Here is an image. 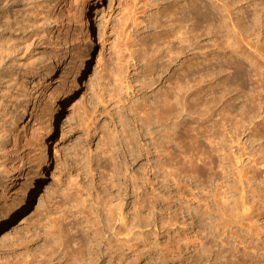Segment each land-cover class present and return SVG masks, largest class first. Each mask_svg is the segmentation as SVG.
Returning <instances> with one entry per match:
<instances>
[{
    "label": "rangeland",
    "instance_id": "obj_1",
    "mask_svg": "<svg viewBox=\"0 0 264 264\" xmlns=\"http://www.w3.org/2000/svg\"><path fill=\"white\" fill-rule=\"evenodd\" d=\"M13 1L4 11L22 25L0 18V212L49 155L0 229V264H76L77 236L108 201L142 230L124 239L133 249L79 264H264V0H101L98 28L86 15L46 22L48 0ZM88 57L47 149L57 91ZM27 88L36 117L20 111Z\"/></svg>",
    "mask_w": 264,
    "mask_h": 264
},
{
    "label": "bare ground",
    "instance_id": "obj_2",
    "mask_svg": "<svg viewBox=\"0 0 264 264\" xmlns=\"http://www.w3.org/2000/svg\"><path fill=\"white\" fill-rule=\"evenodd\" d=\"M13 2H15V0ZM29 2H32V1L29 0ZM8 3L9 2L7 0L4 4V8H2L3 13L0 14V18L3 17L4 15L7 16L8 25L6 28L10 29V31L13 30L14 28H15V30H17L18 26L22 25L20 23H23V22H21V20L18 19V16L16 15L15 11L12 13H9V14L4 11L5 9L7 10V5H9ZM100 3H101V0H99L97 3L88 2L89 6H87L85 9H83V8H81L80 0H48L47 4H45L46 8L48 9V12H47L48 15H46L44 19L46 20V22L49 21V17H51L52 19L53 18L55 19L58 16V14H60V13L63 16L66 15L68 18L67 20H71V19L78 20L80 17H84L86 15L89 25L92 26V23L94 21L93 27L98 28L100 18L98 15V10L93 11V8H94V6L97 7V5H99ZM202 4L204 7V3H202ZM9 8H11V7H9ZM82 15H84V16H82ZM131 20L133 21V18ZM82 21L84 22V20H82ZM5 30H7V29H5ZM19 30L22 31L20 28H19ZM17 33H18V31L16 32V34ZM19 33H18V35H19ZM21 33H23V32H21ZM187 34L188 33H186L185 36L182 37L181 42L186 49V53L188 54L192 42H191V38H190L189 34L188 35ZM134 53L135 52H133V51L131 52L132 57H133ZM188 62H189V60L187 59L185 77L188 76V70H189ZM90 64H91V58L90 57H88V60L85 63L78 64L75 67L73 77L72 78L69 77L68 82L66 84H64L57 91V94L59 95V98L57 100L58 106H57V109L55 110L54 121L48 126L49 129H48L47 135L45 137V142H44L47 149H50L52 141L55 139V136H56L55 134L58 132L57 123H59V125L62 124V118H63L62 114L64 113L65 106H67L68 102L71 100V98L75 92V82L88 70ZM56 70H57V65L56 66L51 65L49 70L46 71L44 78H51V76H54V74L56 73ZM47 86H48V84L45 87H47ZM29 91L30 90L28 88L25 90V94L23 97H24V100L27 99V101L23 104V107L20 110L21 113H23L24 115L30 114V112H29L30 106H34V108H33L34 113L37 112L38 107H40L39 102L37 100L35 101L32 98V100L30 99V101H29L30 96L28 94H26V93H29ZM166 97H168L164 100L165 107L167 108L166 109V118H167L166 120L172 121L174 118L175 100L171 96H166ZM34 113L32 112L31 115L32 116L34 115V117H36L37 113H35V114ZM154 119H157V122L163 121L162 117L158 116V114ZM147 121H148V119H147ZM15 123H16V119H13L12 124H11L12 126H10L9 128H4V130L2 131V140H3V143L1 144V152L2 153H5L7 142H11V140H12L15 143L14 146H16L18 138L16 135H14V133L12 131ZM168 136L172 137V134L170 133L169 135H167V137ZM155 147L157 148L158 146L155 144ZM48 155L49 154H47L43 158V160H42L43 164L37 170H35L34 173L30 177H27L21 191L19 193H17L15 196H11L8 198V203H7L6 209L4 211L0 212V229L4 226V223H5V221H7V219L13 217L17 212L22 210L27 205L28 200L34 194V188H35L36 184L44 176L43 168H44V166L45 167L48 166ZM3 172H8V170L4 167H0V173H3ZM140 189H141V187H138V190H140ZM14 194L15 193H13L12 195H14ZM110 202H112V201H108L106 203L104 202V203L100 204V206H102V208H101L102 212H101V215L97 216V218H99V219H93V220H90L89 222L86 221L87 225L85 224V227L84 226L82 227V228H84L82 230V233L77 236V240H76V245L78 246L77 252H78V255L81 256V259H80V261H78V260L75 261L76 264L77 263L79 264L82 260L93 259L94 255H96L97 257L101 256L103 248L105 250V255L109 256L108 254L112 253L113 250L115 252V249H116L115 243L116 242H118V243L120 242L122 249H126L125 247L127 245H125V242H127V241H125L124 239H126L130 235V232H131L130 230H132V229H136L138 231L142 230V224L139 221L133 223V225H132L133 228L131 229L130 225H128V223L126 222V219L123 218V216H122L123 213H121V212H120L121 215L117 218L116 212H115L116 208L113 207ZM108 203H110V204H108ZM137 205H139V207L137 206L138 207L137 211L140 214L141 204L138 203ZM102 213H103V216L105 217V219L103 217H99V216H102ZM118 215H119V213H118ZM61 219L65 222L66 216L63 215L61 217ZM137 238L138 237H135L134 239H137ZM2 245H3V240L0 237V249L2 248ZM131 245L132 244L127 246V248H129L130 250L133 249V246H131ZM118 247H119V245H118ZM137 248H139V246H137ZM134 249H135V247H134ZM118 250H119V248H118ZM120 251H121V248H120ZM141 255L138 256L137 261H139L141 259Z\"/></svg>",
    "mask_w": 264,
    "mask_h": 264
}]
</instances>
